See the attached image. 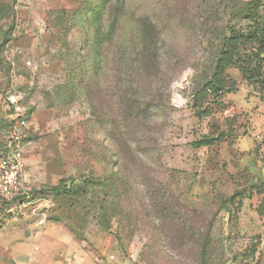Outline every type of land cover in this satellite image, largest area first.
I'll return each instance as SVG.
<instances>
[{
    "label": "rangeland",
    "instance_id": "1",
    "mask_svg": "<svg viewBox=\"0 0 264 264\" xmlns=\"http://www.w3.org/2000/svg\"><path fill=\"white\" fill-rule=\"evenodd\" d=\"M2 1L14 13L0 24V42L9 38L0 54V154L15 93L29 113L25 187L33 201H0V264H264L257 47L240 45L226 89H208L231 32L249 30L250 0H115L110 11L124 2L123 19L100 51L99 82L84 95L70 84L69 14L91 0ZM145 24L155 36L141 54L132 38ZM113 169L129 179L127 193L90 187L89 200L52 191Z\"/></svg>",
    "mask_w": 264,
    "mask_h": 264
},
{
    "label": "trees",
    "instance_id": "2",
    "mask_svg": "<svg viewBox=\"0 0 264 264\" xmlns=\"http://www.w3.org/2000/svg\"><path fill=\"white\" fill-rule=\"evenodd\" d=\"M94 1H87L85 4L86 8L79 14L77 12H70L69 14V29L73 30L71 34L72 42L66 56L71 61L69 66V69H71L70 84L73 90L82 95L87 93L84 91L88 88V85L99 82L105 63V58L102 57L100 51L114 41L118 27L123 19L122 8L124 7V2H118L121 8L120 11H110L115 0H99L97 3H94ZM13 13V4L0 0V24L3 21L9 22ZM61 13L66 15L69 12L62 11ZM244 19L250 23L248 26L249 30L244 34L231 32L216 62L213 79L208 85V89L216 95L226 89L223 77L227 70L238 64L239 59H241L240 45H255L258 51L257 58L264 64V58H262V55H264V0H250L247 2ZM141 29L142 35L139 34L137 37H133L132 43L134 44L135 40L139 41L140 47L144 48L140 53L144 54L150 49L148 45L154 39L155 27L145 24ZM8 42L9 38L7 37L0 42V54L2 48ZM247 72V70H244V73ZM258 75L261 77V86L264 88V75L261 73ZM90 96L89 90V98ZM210 142L214 141L210 140ZM127 147L131 149V145H127ZM96 186H100L102 192L105 191V195L114 197V195L120 193H127L130 181L119 170L113 169L110 174L95 178L92 181L84 180L79 183L77 180H71L63 182L53 188L52 191L72 196L74 199L83 196L92 200L91 188ZM0 201L9 206L16 205L15 202L7 203L2 199ZM202 264L207 263L202 261Z\"/></svg>",
    "mask_w": 264,
    "mask_h": 264
},
{
    "label": "built area",
    "instance_id": "3",
    "mask_svg": "<svg viewBox=\"0 0 264 264\" xmlns=\"http://www.w3.org/2000/svg\"><path fill=\"white\" fill-rule=\"evenodd\" d=\"M27 64L32 65L31 62ZM7 119V151L0 154V199L27 208L33 201L25 187L24 141L28 133L29 115L15 93L9 96ZM37 225L43 227L45 218H41Z\"/></svg>",
    "mask_w": 264,
    "mask_h": 264
},
{
    "label": "water",
    "instance_id": "4",
    "mask_svg": "<svg viewBox=\"0 0 264 264\" xmlns=\"http://www.w3.org/2000/svg\"><path fill=\"white\" fill-rule=\"evenodd\" d=\"M263 176H264V171H263Z\"/></svg>",
    "mask_w": 264,
    "mask_h": 264
}]
</instances>
